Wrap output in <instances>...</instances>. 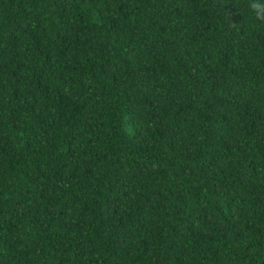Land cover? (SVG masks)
Masks as SVG:
<instances>
[{
  "label": "trees",
  "instance_id": "1",
  "mask_svg": "<svg viewBox=\"0 0 264 264\" xmlns=\"http://www.w3.org/2000/svg\"><path fill=\"white\" fill-rule=\"evenodd\" d=\"M249 3L0 0V264H264Z\"/></svg>",
  "mask_w": 264,
  "mask_h": 264
},
{
  "label": "clouds",
  "instance_id": "2",
  "mask_svg": "<svg viewBox=\"0 0 264 264\" xmlns=\"http://www.w3.org/2000/svg\"><path fill=\"white\" fill-rule=\"evenodd\" d=\"M249 7L255 10V15L259 17L264 13V0H250Z\"/></svg>",
  "mask_w": 264,
  "mask_h": 264
}]
</instances>
